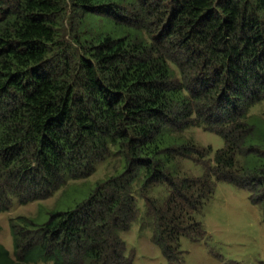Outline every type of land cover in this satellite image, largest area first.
<instances>
[{
    "label": "trees",
    "instance_id": "trees-1",
    "mask_svg": "<svg viewBox=\"0 0 264 264\" xmlns=\"http://www.w3.org/2000/svg\"><path fill=\"white\" fill-rule=\"evenodd\" d=\"M261 103L264 0H0V212L65 187L48 218L11 222L0 264H132L121 235L140 200L153 243L185 264L217 181L264 207ZM198 126L225 141L213 158L183 135ZM115 158L106 180L66 188Z\"/></svg>",
    "mask_w": 264,
    "mask_h": 264
},
{
    "label": "rangeland",
    "instance_id": "rangeland-1",
    "mask_svg": "<svg viewBox=\"0 0 264 264\" xmlns=\"http://www.w3.org/2000/svg\"><path fill=\"white\" fill-rule=\"evenodd\" d=\"M68 26L70 32V23ZM249 116L250 124H264V103L253 107ZM183 135L189 140H194L200 147H211L213 152L209 157L212 158L216 151L225 147L224 139L213 129L198 126L190 128ZM243 154L238 158L242 167L246 161V153ZM180 162L183 174L195 177L204 174L202 166L187 160ZM120 167L118 159H111L100 164L87 178L70 181L66 188L74 184L95 186L109 178ZM134 191L138 192L139 188ZM63 192L65 187L46 199L26 203L14 198L11 208L0 212V243L14 255L11 222L16 223L21 218L37 220L41 215L46 217L57 208ZM139 210V219L129 231L121 235L127 245L128 256H133L132 264H168L161 249L153 243L151 222L144 224L146 207L143 200L139 201ZM200 220L205 225L207 236L200 242L182 238L181 249L184 252L185 264H264V207L263 204L254 205L248 191L228 182L217 181L215 195Z\"/></svg>",
    "mask_w": 264,
    "mask_h": 264
}]
</instances>
